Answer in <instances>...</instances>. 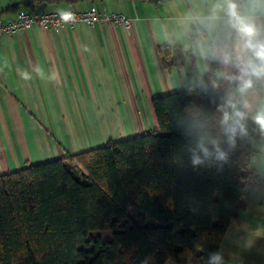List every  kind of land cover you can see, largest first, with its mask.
<instances>
[{
    "label": "trees",
    "instance_id": "obj_1",
    "mask_svg": "<svg viewBox=\"0 0 264 264\" xmlns=\"http://www.w3.org/2000/svg\"><path fill=\"white\" fill-rule=\"evenodd\" d=\"M159 53L165 68L184 63L167 45ZM237 86L229 77L155 96L160 131L0 175V264H209L254 175L259 129L248 120L232 146L219 123L217 109ZM200 129L226 160L192 164ZM105 230L109 239L92 235Z\"/></svg>",
    "mask_w": 264,
    "mask_h": 264
},
{
    "label": "crops",
    "instance_id": "obj_2",
    "mask_svg": "<svg viewBox=\"0 0 264 264\" xmlns=\"http://www.w3.org/2000/svg\"><path fill=\"white\" fill-rule=\"evenodd\" d=\"M219 2L0 0L3 22L22 12L90 7L133 19L130 30L100 21L58 29L36 25L0 36V175L160 131L155 96L209 83L221 86L233 77L217 75L219 65L204 55L225 38L229 44L243 43L234 22L217 8ZM236 3L242 15H255L264 25L257 0ZM164 45L175 60L179 51L185 56L182 66L163 67L159 48ZM251 162L254 175L247 182L245 207L221 243V264H264V133Z\"/></svg>",
    "mask_w": 264,
    "mask_h": 264
},
{
    "label": "clouds",
    "instance_id": "obj_3",
    "mask_svg": "<svg viewBox=\"0 0 264 264\" xmlns=\"http://www.w3.org/2000/svg\"><path fill=\"white\" fill-rule=\"evenodd\" d=\"M255 7L264 11V0H257ZM217 8L234 22V31L243 41L242 44L238 41L229 44L225 38L216 47L209 45L204 53L206 60L219 65L217 75H230L237 80L235 91L229 92L217 109L222 114L219 123L223 135L230 145L235 146L238 136L248 135L246 122L249 119L264 133V25L257 22L255 15H242L236 0H220ZM70 15L63 13L62 18ZM190 152L194 166L213 157L216 160L227 159V154L220 148V141L210 129H200L195 134ZM221 262L222 256L217 253L209 264Z\"/></svg>",
    "mask_w": 264,
    "mask_h": 264
},
{
    "label": "built area",
    "instance_id": "obj_4",
    "mask_svg": "<svg viewBox=\"0 0 264 264\" xmlns=\"http://www.w3.org/2000/svg\"><path fill=\"white\" fill-rule=\"evenodd\" d=\"M63 13H69L71 15L65 19L62 18ZM100 21L106 24L121 25L129 30L133 27V19L123 13L100 12L97 8L90 7L84 11L22 12L7 22L0 20V36L13 35L18 31L28 30L36 25L58 29L65 25L75 27L80 23L95 26Z\"/></svg>",
    "mask_w": 264,
    "mask_h": 264
},
{
    "label": "rangeland",
    "instance_id": "obj_5",
    "mask_svg": "<svg viewBox=\"0 0 264 264\" xmlns=\"http://www.w3.org/2000/svg\"><path fill=\"white\" fill-rule=\"evenodd\" d=\"M132 213H134L132 211ZM93 236H101L104 240L109 239L111 237V231L105 230V231H95L92 233Z\"/></svg>",
    "mask_w": 264,
    "mask_h": 264
}]
</instances>
